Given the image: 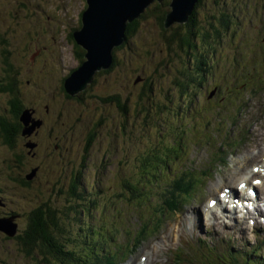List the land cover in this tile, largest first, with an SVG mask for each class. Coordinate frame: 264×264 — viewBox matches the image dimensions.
I'll return each instance as SVG.
<instances>
[{
	"label": "rangeland",
	"instance_id": "obj_1",
	"mask_svg": "<svg viewBox=\"0 0 264 264\" xmlns=\"http://www.w3.org/2000/svg\"><path fill=\"white\" fill-rule=\"evenodd\" d=\"M214 1L204 0V4L201 3L198 8L207 14V6L212 10L216 8ZM247 1L234 0L240 7L239 15L242 19L238 16L239 21L232 24L233 27L230 31L236 30L235 35L230 34V39H226L221 50L222 53L226 52V56H230L227 59L231 60L239 72H233V68H226L228 71L226 75L224 70L219 68L222 73L212 76L213 79H209L208 85L202 87L201 98L198 97L194 100V91H190L192 97L188 95L186 98V103L191 104L189 108L188 105H185V101H177L176 97L175 106L180 103L178 108L183 109L182 111H168L170 116L164 124H160L158 119H154L157 127L149 130L141 127L142 129L137 131L142 138L145 136L153 138L152 135L156 136L160 128L162 129L161 132L164 133L159 136L160 142L172 136L174 140L170 139L167 147L171 146L170 142L173 140L177 143L173 144L174 149L181 152L183 147V150L186 151V156L181 157L180 161H176L175 166L178 169L172 170L170 168L169 171L168 169L165 171L164 164L166 162H163L157 166L160 177L156 175V171H154L155 174L149 173L152 178L147 180L148 183L145 188H147L146 193L150 196L151 201L160 200V195H155L156 191L159 193L163 191L166 182L173 179L176 173H180L184 166H191L188 170H192L193 174H188V177L199 178L200 182L196 186L192 198L182 206L181 212H173L175 208L173 207L169 213L165 214V221L163 223L162 220L160 227H153L154 225L151 224L148 227L150 231L148 236L140 243L138 249L126 261L121 263L118 261V264H144L145 261L146 264H181L184 260L192 259V249H196L199 245L200 238L210 239L211 237V242L216 243L219 247L232 245L235 248L248 249L258 245L264 236V186L260 187L261 184H259L264 179V173L259 172L254 175L257 177L253 176L251 182L246 179V177L252 175V172L255 173L258 170L264 172V152L260 157V163L257 162L258 157L255 163L250 164L247 161L245 167L241 164L245 155L249 152H252V154L258 153L259 148L254 147L257 144L256 139H264V50L261 53L249 51V42L246 40L247 28L243 26L244 21H248V18H250V21L262 18L264 26V5H262V2H256L255 0L254 6L262 5L260 6L262 13L254 14L252 13L254 9L251 3ZM222 3L230 6L228 3ZM160 4L163 9H166V15L173 10L170 5L171 0H162L161 2L155 0L151 4L153 8L146 17V21L143 20L145 17L141 19V22H144L135 34V42L132 44V47L136 46L140 51L141 58L143 52L147 55L146 61L141 65H138L135 60L133 61L135 68L145 67L147 72H149V66L154 67L153 58H151L149 52L153 51L157 56L160 53L159 47L152 45L153 41L158 39L159 30L154 26V21L158 20L156 12ZM86 5V0H0V35L9 41L7 49L12 52V60L19 71L16 77L22 94L26 96L27 101L34 100L31 105L35 108L34 116L43 117L40 126L36 127L43 128L39 139L46 140L45 145L50 146V148L53 147L51 143H58L57 139H63V135L67 136L70 131V127L66 124L68 120L74 121L75 124L72 127L75 128L77 133L81 126L87 127L89 125L92 116L96 113L94 110L95 104L92 105L90 100L87 101L90 106H87L82 101L68 99L63 90L64 79L81 63L76 53V50H78L76 42L70 34L81 28V15ZM246 5L248 11L243 10ZM221 7L222 5L219 4V9ZM177 22L174 21L169 26L165 25V28H169ZM159 36L161 38L160 34ZM152 39L153 41H150ZM126 49L127 46L123 44L115 49V54L120 57L124 56L127 54ZM1 50L2 45L0 44V52ZM203 53H206L205 49H203ZM220 60L221 63L224 61L222 57H220ZM175 63L176 67L174 68H178L180 66L179 62ZM3 67L0 53V84L4 76ZM206 76L210 77L211 75ZM107 80L109 82L104 83ZM161 80L165 89L159 88L161 84L158 86ZM172 81H174L173 78L171 80L165 78L156 82V91L151 96L152 102H158V97L162 96L161 93L164 91H167V96H172L174 93L175 96L178 95V90ZM100 82L111 84L113 82L112 75L108 74L106 78L101 76ZM96 89L101 91L100 84L97 85ZM86 90L76 96L81 95ZM227 99L231 101H227ZM5 100L6 96L0 90V106L5 104ZM167 105H172V103H167ZM185 110L187 111L186 117H184L186 115ZM77 117L82 119L80 125H77ZM175 122L179 123L180 128L183 127L176 134L166 132L169 130V125ZM108 125L110 132L112 128L115 130L112 126V119ZM259 131L262 132L261 135L256 136ZM117 133L119 134L117 135L118 138L107 137L99 143L98 150L93 149V152L91 151L97 172L92 173L91 171L83 177L90 189L96 185L94 183L98 175L102 178L99 190L101 203L92 208L90 213L93 217L89 219L94 224L102 222L107 227L103 231L102 240L107 242L105 249L115 254L122 251V245L128 244V247H130L131 241L127 240V237L136 228L133 225L136 216L144 220L154 216V210L150 209L151 205L147 199L143 201L132 199L131 203L129 202L130 204L125 205L120 203V198L116 196L124 185L121 182L122 176L131 173L129 159L132 158L129 162L136 163L140 158L138 154L133 156L136 148L134 145L141 144L144 146L139 138L132 139L131 136L125 133L124 136L120 132ZM113 139H115V142ZM109 140L115 144L113 145L114 150L108 152ZM73 143L75 144V151H77L78 138H75ZM1 145L0 161L4 163L0 166V187L4 185L16 187L9 180L6 170L11 153L4 148L3 143ZM121 146H125L124 152H122ZM262 147L264 150V144H262ZM66 154L64 155L65 161L68 160ZM74 154L73 152L72 155ZM41 157L45 158L46 156L41 155ZM56 157V155H51L52 164H48V161H43L38 157L29 158L26 161L23 167L26 172H30L32 167H36L34 164L39 163V161L43 163L44 166H41V170L38 172L37 181L30 189H26L27 191L18 189L13 192L5 188L7 205L0 210V214L4 210L8 212L18 210L25 213L33 207L35 201H41L50 194L53 182L58 174L55 171H58L62 164L61 160ZM96 162L99 163V169ZM138 162L144 165L143 160L140 159ZM169 163L171 164V162ZM255 164L258 165L254 166ZM146 169L150 170L152 166ZM188 170H183V172ZM234 172L236 179L232 182L236 180L233 185H238L240 191V194L236 192L234 195H237L236 198L243 196L246 188L251 186V190H255V194L251 198L246 197L245 200L250 203L251 201L254 202L256 206L258 205L257 209L259 210H248L252 213L245 215L244 213L247 210L243 208L240 213H235V217L232 219L230 214L222 208V203L217 201V197L220 196V192L232 188L227 175ZM164 174H168L169 177L166 179ZM181 174L186 176L182 172ZM256 181H259V183ZM243 184H247L246 188L241 187ZM36 190L44 191V196H38ZM19 192L25 193V195ZM2 195L4 196V194ZM2 195L0 197L4 200L5 198ZM209 199H214L212 207L218 215L223 216L222 221L226 226L216 224L212 214L206 212ZM241 201L244 203L243 199ZM215 202L216 205L214 206ZM62 203L63 199L60 198L56 204L61 206ZM84 214L88 217V212ZM241 215H244V217H241ZM251 218L255 221L254 225ZM25 220V215L20 216L19 221L22 225ZM75 242V248L74 244L72 247L75 250L77 249L78 255H82V260L86 258L83 255L90 248L97 245V243L93 246L86 243L77 244L78 240H75ZM261 245L264 247V243ZM182 246L191 250L185 251L181 248ZM18 247L19 244L16 239L7 238L5 234L0 232V264H65L53 257H51V263L41 260L40 256L38 259H34L32 256L27 257ZM118 256L120 258V255ZM223 256L226 258L224 253ZM226 261H228V258H226Z\"/></svg>",
	"mask_w": 264,
	"mask_h": 264
},
{
	"label": "trees",
	"instance_id": "obj_2",
	"mask_svg": "<svg viewBox=\"0 0 264 264\" xmlns=\"http://www.w3.org/2000/svg\"><path fill=\"white\" fill-rule=\"evenodd\" d=\"M224 1L230 6L223 5L221 9L213 10L210 14L204 13L197 5L188 22H186L187 24L174 23L170 28H165L166 9H163L160 4L156 12L158 20L154 21V26L159 30L158 39L150 40L153 41L152 45L159 47L160 53L157 56L155 52H149L154 64L153 68L149 66V72L146 71L145 67L135 68L133 61L135 60L138 65H141V63L146 61L147 55L141 52L143 54L141 58L137 47H132L133 42H135V34L147 18L145 17L142 22L139 19H135L130 23L131 35L126 45L127 54L122 58H118V61L110 69L98 72L94 82L81 95L70 97L71 95L65 91L66 98L82 101L87 106H90L88 103V100H90L92 105L95 104L94 110L96 113L92 116V121H90L89 125L87 127L81 126L77 133L75 128L72 127L75 124L74 121L68 120L66 122L67 126L70 127V131L67 136L63 135V139H57L63 151L55 149L54 143H51L54 147L53 150V147L50 148V146L45 145L46 140L39 139L43 128L38 132L37 139H35L36 134L29 135L23 132V123L20 117L24 110L34 103V100L31 102L27 101L26 96L22 94L16 77L19 71L12 60V52L5 48L9 45V41L0 35V44L2 45L0 53L4 65V76L0 84V90L6 96L5 104L0 106V109L2 108L0 110V145L3 143L5 145L4 148L11 153L10 161L6 160V170L9 180L16 186L8 185L7 187V185H4L0 187V196L4 194L2 196L5 198L4 200L2 199L4 202L3 206L7 205L5 188L13 192L18 189L27 191L26 189H30L37 181L38 172L41 170V166L44 165L40 161L37 164L33 163L34 166L38 167V170L37 174L32 179H29L27 177L28 172L24 171L23 168L29 158L38 157L43 161H48V164H52L53 159L50 157L51 155H56V158L61 160L60 162L62 163L59 170L55 171V173H58L57 178L53 182V187L47 197H44L41 201H35L33 207L25 213L18 210L11 212L4 210L0 214L1 216L14 215L17 223L20 216L25 215L26 220L23 225L20 224L19 232L14 239L19 244V250L25 253L27 257L32 256L34 259H38L40 256L41 260L47 263H51V257H53L65 264H72L73 262L75 264H82L83 262L85 264H118V261L120 263L124 262L138 249L151 224L154 223V227L158 228L161 226L162 220L164 223L165 213L163 208L172 210L175 207V210H180L184 200L192 198L193 192L200 181L198 180L199 178L188 177V174H193V171L188 170L191 166H184L181 172L186 176H183L181 172L176 173L173 179L166 182L164 190L160 194L158 192L160 200L150 202L151 199L146 193L147 188H145L147 187V180L152 178L149 173L155 174L154 171H156V175L160 177L157 166L163 162H166L164 164L165 171H167L166 169L169 171L170 168L175 170L177 168L175 166L176 161H180L181 157L186 156V151L185 149L183 150V147L181 152L174 149L173 144L177 143L173 141L174 138L172 136L160 142L159 136L164 134L160 128L156 136L152 135L153 138H147L146 136L142 138L137 131L142 128L149 130L157 127L154 119H158L160 124H164L170 116L168 111H182L183 109L178 108L180 103L175 106L176 97L177 101H185V105H188L187 107L189 108L190 105L186 103V98L190 95V91H194V100L197 95L202 93L201 89L207 82L206 73L203 71L204 67L209 71L212 69L210 68L211 62L207 60L208 57L205 60L198 58L202 54H207L209 47L213 45L211 34L221 37L222 34L230 31L233 27L232 24L239 21L240 7L234 0ZM248 2L251 1L248 0ZM77 48V57L82 61L84 60V50L80 46H77ZM203 49H205L206 53H203ZM192 55L194 56L193 59L191 58ZM177 61L180 66L174 68ZM192 67L194 68L193 72L190 70ZM108 74L112 75L113 82L104 84L109 82L107 80L102 84L100 77L106 78ZM165 78L174 79L172 83L174 82L178 95L175 96L174 93L172 96H167V91H164L166 94L162 92V96L158 97V102H152L151 96L156 91V82ZM98 84L102 88L101 91L96 89ZM158 86L161 89H165L162 80L158 83ZM167 103H172V105H167ZM186 116L187 111L184 117ZM111 119L115 130L112 128L110 132L108 124H110ZM81 120L80 117H77V125H80ZM181 128L179 123L175 122L169 125V130L166 132L176 134ZM117 132H120L123 136L125 133L131 136L132 139H140L144 146L141 144L134 145L136 148L133 156L138 154L140 156L138 160H143L144 165L140 164L138 160L136 163L129 162L132 158L129 159L128 163H130L131 173L122 176L121 182L124 185L120 190L121 192L119 191L116 196L120 198V203L125 205L130 204L132 199H138V201L147 199L151 209L154 210V216L149 217L147 220L136 216L133 222L136 228L127 237V240L131 241L130 247H128V244L122 245V251L115 254L105 249V244L107 245V243L102 240L103 231L107 227L102 222L94 227L95 225L88 219L91 216L90 211L92 208L101 203L99 190L102 178L99 175L95 178L94 184L96 185L91 187L92 189L95 187L92 190L85 183L83 177L91 173V171L92 173L97 172L91 151L93 152V149L98 150L99 143L107 137L118 138L117 135L119 134ZM75 138H78L77 151H75V144L73 143ZM170 139H173L170 142L171 146L167 147ZM113 140L115 142V139ZM114 144L109 140L108 152L114 150ZM71 146L75 153L74 155H72L73 152L65 153V148H71ZM121 149L124 152L125 146H121ZM65 154L68 157L67 161L64 160ZM41 155L46 157L42 158ZM3 163L0 161V166ZM96 163L99 169V163ZM149 166H152V169L147 170L146 168ZM54 167L57 168L56 165ZM183 170L188 171L183 172ZM164 176L166 179L169 177L168 174H164ZM22 194L25 195V193ZM36 194L43 197L44 191L36 190ZM60 198L63 199V203L58 206L56 203ZM3 206L0 204V210L5 207ZM85 212H88V217L85 216ZM5 237L9 238L6 235ZM75 240H78L77 244L86 243L93 246L97 243V245L90 248L83 255L86 258L82 260V255H78L79 252L74 249L76 246ZM199 241L200 243L196 249H192V259H189L190 261L186 264H264V255L262 254L264 247L261 245L264 243V237L258 245L248 249L235 248L232 245L224 247L222 251L228 253V261L224 258L222 259L223 253L218 246H211L210 242L205 239H199ZM73 244L74 248L72 247ZM181 248L185 251L191 250L190 248L187 249V247ZM118 255H120L121 259Z\"/></svg>",
	"mask_w": 264,
	"mask_h": 264
},
{
	"label": "water",
	"instance_id": "obj_3",
	"mask_svg": "<svg viewBox=\"0 0 264 264\" xmlns=\"http://www.w3.org/2000/svg\"><path fill=\"white\" fill-rule=\"evenodd\" d=\"M155 0H86L81 15V28L73 31V38L84 50V60L65 78L64 87L69 95L76 96L94 82L96 74L114 64L115 49L128 42L129 24L143 15ZM162 1V0H158ZM199 0H171L172 11L166 16V26L174 21L186 22ZM31 111L26 109L21 120L24 131L30 132L37 122L29 125ZM39 122V121H38ZM36 172L33 169L28 178ZM14 216L0 218V230L9 236L17 232Z\"/></svg>",
	"mask_w": 264,
	"mask_h": 264
},
{
	"label": "flooded vegetation",
	"instance_id": "obj_4",
	"mask_svg": "<svg viewBox=\"0 0 264 264\" xmlns=\"http://www.w3.org/2000/svg\"><path fill=\"white\" fill-rule=\"evenodd\" d=\"M199 1H200L199 5H201V3L204 4V0H199ZM222 2H225V1L224 0H215L214 6H216V8L214 10L219 9V4H221L223 7L224 4ZM259 2H262V5H264V0H259ZM246 4H247V2H246ZM199 5H198V7H199ZM262 5H260V6H262ZM260 6L257 5L252 13L258 14L257 12H259ZM207 7H208L207 12L210 14V12L213 10L210 9L209 6H207ZM151 8H153V6L150 7V9L145 13V15L143 17H147L149 15ZM245 9L248 10L247 5L245 6ZM252 13H249V14H252ZM260 13H262V12H260ZM190 16H189V18H190ZM188 20L186 22H188ZM249 21H250V18H248V21H244V23H243V26H245L247 28L246 40L249 42V46H248L250 48L249 51L261 53V51L264 50V26L262 24V18L260 20L256 19L254 21H250V22ZM186 22H183V23L177 22V23L178 24H187ZM235 32H236V30L233 32H231V31L226 32V33L222 34L221 37L216 35V34L210 35L212 38V41H213V45L209 47L207 54H202L198 58V59L205 60V58L208 57L207 60L209 62H211L210 68L212 70L209 71V70H207V68L205 69V67L203 70V71H205L206 75H211L210 77L206 76L207 77V82H206L207 85L209 83V79H213L212 76L217 75L218 73H222L219 70V68L224 70V73L226 75L228 74L227 69H231V68H233V70H232L233 72H239V71H237L238 68L232 64L231 60L227 59V57H230V56H226L225 55L226 52H224V53L221 52L223 46L225 45L226 39H230L229 38L230 34L232 33L235 35ZM193 57L194 56L192 55L191 58L193 59ZM220 57H222V60H224L222 63H221ZM213 63H215V64H213ZM190 70H191V72H193L194 68L192 67V68H190ZM206 84L203 86H206ZM38 132H40V130ZM54 147H55V149H59V150L63 151V149L61 148V145L58 143H54ZM65 152H68V153L73 152L72 146H71V148L70 147L65 148Z\"/></svg>",
	"mask_w": 264,
	"mask_h": 264
},
{
	"label": "bare ground",
	"instance_id": "obj_5",
	"mask_svg": "<svg viewBox=\"0 0 264 264\" xmlns=\"http://www.w3.org/2000/svg\"><path fill=\"white\" fill-rule=\"evenodd\" d=\"M261 131H259V132H257L256 133V136L258 135H261ZM264 138V137H263ZM256 141H257V144L256 145H254V147H258L259 148V150H258V153L257 154H252V152L250 153H248V154H246L245 155V157H244V159H243V161H242V166L244 165V167H245V163H247V161H249L250 162V164H252V163H255L256 162V160H257V158L259 157V160L257 161L258 163H260V157L263 155V152H264V150H263V147H262V144H264V139L263 140H260V139H256ZM233 161V160H232ZM256 165H258V164H255L254 166H256ZM264 173L263 171H260V170H258V171H256L255 173L254 172H252V175L251 176H248V177H246V179H247V181L248 182H251V180H252V178H254V177H257V176H254V175H257L258 173ZM237 174V173H236ZM238 175V174H237ZM254 176V177H253ZM263 178H264V174H263ZM227 179L230 181L229 183L231 184V186H232V188H231V190H230V192L228 191V195H229V197L232 199V197L234 198L235 197V193L236 192H240L239 191V187H238V185H236V186H234L233 184H234V182L236 181H234V182H232L234 179H236V175H235V172L233 173V174H230V175H227ZM259 184H261L260 185V187H262V186H264V179H262L261 180V182L259 183ZM177 185V184H176ZM214 188H216V186H214ZM233 192V193H232ZM240 194V193H239ZM237 196V195H236ZM240 198V197H239ZM239 202H240V200H238V201H234L233 199L231 200V203H234V205H233V209L232 210H230V209H227V213H229L230 214V217L232 218V219H234V217H235V213H236V206H239L240 204H239ZM250 205H252L251 207H253L254 208V202H252V204H250ZM222 208L223 209H225L226 207H224V206H222ZM256 210V209H255ZM248 211V210H247ZM247 211H245V215H250V213L249 212H247ZM206 212H210L211 214H212V217L214 218V222L216 223V224H219V225H224V226H226V224H224V221H222L223 219V216H221V215H218L217 214V212H215V210L213 209V208H211L209 205L206 207ZM241 217H244V215H241ZM252 217V216H251ZM252 220V224L254 225V223H255V221L253 220V218H251ZM148 261V260H147ZM139 264H142V263H139ZM144 264H146V261H145V263Z\"/></svg>",
	"mask_w": 264,
	"mask_h": 264
},
{
	"label": "snow or ice",
	"instance_id": "obj_6",
	"mask_svg": "<svg viewBox=\"0 0 264 264\" xmlns=\"http://www.w3.org/2000/svg\"><path fill=\"white\" fill-rule=\"evenodd\" d=\"M257 183H259V181H256Z\"/></svg>",
	"mask_w": 264,
	"mask_h": 264
}]
</instances>
